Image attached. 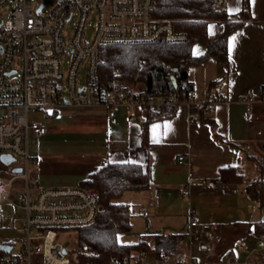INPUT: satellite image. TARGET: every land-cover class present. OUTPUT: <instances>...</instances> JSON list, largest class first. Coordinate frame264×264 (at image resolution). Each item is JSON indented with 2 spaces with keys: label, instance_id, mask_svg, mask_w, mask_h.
<instances>
[{
  "label": "crops",
  "instance_id": "0c3cea01",
  "mask_svg": "<svg viewBox=\"0 0 264 264\" xmlns=\"http://www.w3.org/2000/svg\"><path fill=\"white\" fill-rule=\"evenodd\" d=\"M226 9L229 20L240 23L229 37L228 60L211 56L189 69L196 105H206L218 95L223 102L207 110L206 116L192 114L190 103H180L174 115L150 124L147 145L143 143L145 109L139 105L117 106L114 117L104 107L69 106L53 116L40 114L37 119L49 132L31 140L49 139L51 134L57 140L41 144L38 155L31 154L37 160V190L78 187L109 163H140L151 187L124 194L122 201L132 211V231L120 234V243L133 245L141 240L153 242L161 234H186L193 209L201 228L215 230L217 245L209 255L202 243H180L179 256L169 260L260 261L258 242L264 235L254 225L264 218V210L247 194L246 182L264 174L260 160L264 153V0H228ZM224 30L223 24L211 23L210 40L221 37ZM206 51L200 44L194 49L199 56ZM249 95L253 97L250 105L245 101ZM131 116L135 121H130ZM181 156L183 163H179ZM230 167L238 169L245 182L222 181V171ZM186 187L190 195L183 194ZM25 218L26 214L13 213L9 222L19 221V228ZM250 235L255 239L248 242L250 252L233 246L237 240L247 242ZM13 246L12 252L19 255L22 246L17 252ZM43 261L34 257L35 264ZM142 263L159 264V258L145 253Z\"/></svg>",
  "mask_w": 264,
  "mask_h": 264
},
{
  "label": "built area",
  "instance_id": "2783aa9c",
  "mask_svg": "<svg viewBox=\"0 0 264 264\" xmlns=\"http://www.w3.org/2000/svg\"><path fill=\"white\" fill-rule=\"evenodd\" d=\"M155 1L59 0L47 10L44 3L35 0H0V9L7 12L0 26V156L9 154L16 159L8 166L12 170L0 167V225L12 219L10 208L23 209L26 214L18 228L24 235L21 253L13 257L0 250V264H35V256L42 257L44 264H72V257L58 240L59 233L93 223L100 210L98 195L79 187L32 192L37 182L32 180L31 170L37 160L30 153L31 139L49 132V127L33 118V113L51 115L71 105L104 107L114 117L116 107L121 105L161 111L179 102L175 94L136 100L120 90L117 82L109 86L99 76V53L104 45L187 40L188 35L175 23L154 19ZM227 3L228 0H215L218 9ZM92 20L94 33L89 39L87 30ZM85 66L83 83L80 77ZM195 100L192 91L187 102L196 103ZM223 101L218 95L207 110ZM245 101L250 105L253 97L249 95ZM247 112L252 114L250 106ZM130 121H135V116ZM184 161L181 156L179 163ZM14 167H21L23 172L13 173ZM190 193L188 187L183 190L184 195ZM181 236V243L204 244L209 255L218 241L213 228H201L193 209L189 213V231ZM3 243L8 242L0 240V245ZM233 246L240 252H250L242 239ZM258 247L264 256V238ZM82 252L87 253L88 248H82ZM144 256L145 253L133 259L115 257L111 264H143ZM161 264H264V257L255 263L212 259L201 263L193 257L174 262L163 257Z\"/></svg>",
  "mask_w": 264,
  "mask_h": 264
},
{
  "label": "trees",
  "instance_id": "16d2710c",
  "mask_svg": "<svg viewBox=\"0 0 264 264\" xmlns=\"http://www.w3.org/2000/svg\"><path fill=\"white\" fill-rule=\"evenodd\" d=\"M153 17L158 22L175 23L178 30L188 35L187 40L104 45L99 53V76L104 84L112 86L117 82L120 90L136 100L175 94L179 101L163 107L161 111L145 108L144 145L148 144L149 126L153 121L174 115L180 103L189 101L194 91L189 81V69L211 56L228 60L229 37L240 25L229 20L226 7L216 8L215 0H156ZM211 23L223 24L225 28L224 34L214 40L209 36ZM198 44L206 46L205 54L199 56L194 53ZM173 76L179 88L174 86ZM212 99L209 98L206 105L191 103V113L199 112L206 116ZM0 167H5L1 161ZM260 174L246 182V192L264 210V174ZM222 175L225 182H245V176L232 167L224 169ZM78 187L98 195L100 210L93 223L74 229L78 233V249L72 263L111 264L115 257L133 259L138 253H155L161 264L163 257L179 256L181 235L161 234L155 236L153 242L141 240L133 245L119 241L120 234L132 231V211L122 201L124 194L127 191H146L151 187L148 172L142 164L109 163L83 179ZM254 226L258 234L264 235V218ZM84 247L88 248L87 253L82 252ZM10 254L17 256L13 252Z\"/></svg>",
  "mask_w": 264,
  "mask_h": 264
},
{
  "label": "rangeland",
  "instance_id": "374dc122",
  "mask_svg": "<svg viewBox=\"0 0 264 264\" xmlns=\"http://www.w3.org/2000/svg\"><path fill=\"white\" fill-rule=\"evenodd\" d=\"M37 1V3H44L46 5V9H50L52 8L59 0H35ZM7 17V12H4V9H0V26L3 22V20H5ZM93 23L94 20L91 21V26H89L88 30H87V35L89 37V39L92 38L94 30H93ZM74 27V23L71 24V28ZM71 31V29H70ZM67 61V59H65ZM20 75H18L17 77H19ZM86 76H87V67L85 66L82 69V73H81V77L80 80L81 82L85 83L86 81ZM71 105H65L60 107L59 111L61 110V108H66L69 107ZM33 118H38V113H33ZM54 140H57V136L51 134V137L48 139H44V140H40L38 142H35V140H31L30 143V151L31 154L34 155H38V149L41 146V144L46 145L49 142H52ZM261 157L260 160L262 162V165L264 166V153H260ZM36 165H32V173H31V177L32 180L35 181V176H34V170H35ZM7 169L12 170V167H7ZM36 182V181H35ZM39 189V187H36L35 189H33V193L37 194L39 191L37 190ZM12 213H17V215L19 217H24L25 213L22 210H17L16 209H11ZM18 226H19V221H15V223L12 224V221L4 224L3 226L0 225V240L1 241H5V240H9L15 243V252L20 250V247L22 246V239L24 238V235L21 234L20 232H18ZM58 240L64 245V247L66 248V250L69 253L70 257H75V253L76 250L78 249V233L76 230L74 229H63L61 230V232L59 233L58 236ZM254 242L255 239L252 238V235H250L249 238H247V244L248 242ZM261 253V252H259ZM264 256H262L263 258Z\"/></svg>",
  "mask_w": 264,
  "mask_h": 264
},
{
  "label": "water",
  "instance_id": "95a60500",
  "mask_svg": "<svg viewBox=\"0 0 264 264\" xmlns=\"http://www.w3.org/2000/svg\"><path fill=\"white\" fill-rule=\"evenodd\" d=\"M173 84L176 88H179V84L177 82V79L173 76ZM186 85V84H185ZM0 161L5 165V166H11L13 163H15L16 159L15 157L9 155V154H2L0 156ZM23 172V169L21 167H14L13 168V173L15 174H20ZM14 249V246L8 243H3L0 245V250L5 251L7 253H11Z\"/></svg>",
  "mask_w": 264,
  "mask_h": 264
}]
</instances>
